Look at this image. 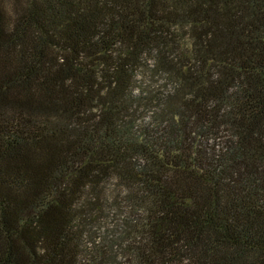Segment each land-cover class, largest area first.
Here are the masks:
<instances>
[{
    "label": "trees",
    "instance_id": "obj_1",
    "mask_svg": "<svg viewBox=\"0 0 264 264\" xmlns=\"http://www.w3.org/2000/svg\"><path fill=\"white\" fill-rule=\"evenodd\" d=\"M0 264H264V0H0Z\"/></svg>",
    "mask_w": 264,
    "mask_h": 264
}]
</instances>
